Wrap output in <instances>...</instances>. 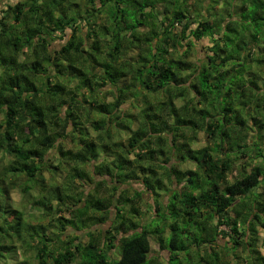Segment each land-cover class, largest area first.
<instances>
[{"label":"trees","instance_id":"trees-1","mask_svg":"<svg viewBox=\"0 0 264 264\" xmlns=\"http://www.w3.org/2000/svg\"><path fill=\"white\" fill-rule=\"evenodd\" d=\"M0 119V165L12 158L0 169V261L27 247L37 264H163L153 237L166 264L179 255L264 264V0L9 2L0 10ZM201 133L208 144L195 147ZM68 138L76 150L59 148ZM47 169L51 185L65 173L75 202L46 186ZM20 176L43 220L57 201L71 216L57 220L62 231L89 228L88 242L55 233L62 246L52 250L48 227L24 212L6 225L2 199ZM109 222L105 236L90 230Z\"/></svg>","mask_w":264,"mask_h":264},{"label":"rangeland","instance_id":"rangeland-1","mask_svg":"<svg viewBox=\"0 0 264 264\" xmlns=\"http://www.w3.org/2000/svg\"><path fill=\"white\" fill-rule=\"evenodd\" d=\"M9 2L13 3L14 0H0V10H2L4 7H6V4ZM206 6H208V4H206ZM80 8H83V7L80 6ZM162 10H164V5L158 6V12H162ZM79 11H80V9H79ZM201 12H203V9L200 8V13ZM84 13L85 12L82 9L81 14L84 15ZM191 15H193L195 17V14L193 12L191 13ZM84 32H86V30ZM68 34H70V31L68 32ZM66 40L67 39L56 40L51 45L52 52L54 53L55 51H58L61 48V46L66 42ZM202 45L203 46L208 45L207 40L205 42H202ZM199 47H201V45ZM200 56H203V52L201 49H200L199 57ZM107 101L111 102L112 98L109 97V99ZM128 109H129V106L125 105L124 110L127 111ZM0 121H2V119H0ZM85 126L86 125H84L83 128ZM88 128H90V130H91L89 137H91V139H95V136H96L95 132L92 131L90 126H88ZM87 130L89 132V129H87ZM83 131H85V130H83ZM198 139H199V143H195V145H194L195 147H204L208 144V140H207L206 135L204 133H201V135L199 136ZM60 144H61V150H63V151L68 150V149H73V150L77 149L76 144L71 142L69 138L65 139V140H61L59 143V148H60ZM59 148L57 149L59 151L53 150L51 152L52 157L50 158V160H52V161H50V163L48 162V164H52L53 166L57 165V163L59 161V155H60L59 152H61ZM11 161H12V158H8V157L3 158L2 163L0 165V169H3V167L8 165ZM256 163L258 165L264 164V162H262L261 159H257ZM240 165L241 164H238L235 166L236 169L233 172L232 176L230 177L231 179H234V177L237 175L238 169H239V167H241ZM49 166H48V168H49ZM86 171L90 173L91 168L86 167ZM51 174H52V170H50V169H47V172L44 173V177L47 181L46 186L49 188H50V186H53L54 187L53 191L59 190V191H62L65 193L64 189L67 186V184H63L66 180L65 173L64 172H61V173L58 172L57 177L54 174L55 178H56V179L54 178V180H56V183H57L55 185L54 184L51 185V182L53 180V178L51 177ZM54 175H53V177H54ZM11 179H12L14 184H17L18 187L15 189L12 188V190H9L7 195H6L7 197L2 199L3 210H5V208H6L7 210L12 211L10 216L6 219V225H8L10 223L14 224L13 222L14 221L16 222V220L18 222L19 218H20L19 213L24 212V216L27 218V219L25 218L26 221L32 222L34 224H39V221L42 220L43 224L46 227H48L46 234H48L50 237L54 238L55 240L57 239L54 235L55 233H59V234L63 233L64 235L61 237V239L65 243H70V244L74 243L75 245H77L79 243L83 244V243L88 242L87 232H89V228L79 230V229L75 228V226H69L66 228L65 232L62 231V229L60 228V223L57 220L61 219V217H65L66 219H70L71 216L67 211L66 212H58V213L56 212L57 201L53 202L55 209L52 212V214L50 215V217H48L46 220H43L44 216L42 215V213L44 212L45 207L43 208L42 206H39V205H33V203L28 204V198L24 197V194L21 191L22 190L21 187H23L24 185H30V183L27 182V180L24 176H20L16 179L11 177ZM134 187L140 189V186L136 185ZM81 189L82 190L84 189L86 191V194H88L91 191L89 186H85ZM259 191H261V190H259ZM31 194L34 196H37V199H38V197H40L39 196L40 192H38L37 188H34L31 191ZM46 195L47 194H45V196ZM64 195H66L67 198H68V196H70V198H68V199H70V200L72 199V201L75 202L76 197L70 191L66 192ZM142 210L145 211L144 209H142ZM15 211H17V212H15ZM15 213H18V214L15 215ZM110 218H111V220L114 219V211L113 210H112ZM151 218H152V214L149 212H146V215L143 216L144 222L151 220ZM88 226H89V224H88ZM111 226H112V222H109L108 224H101V225H90V230H98V231L101 230V231H103L102 235L105 236L106 235L105 232L107 230H110ZM80 227L82 228L83 226L80 225ZM225 230H226V228H225ZM118 238H121V235ZM227 242H228V238H224V240H222V244L227 243ZM151 244H152L153 254L157 255L158 258L161 259V261H163L164 264H166L168 259H169V254L166 251H164V250L162 251L159 249V245L157 244L156 239L153 237H151ZM60 246H62L61 241L56 240V242L51 243V249L52 250L53 249L55 250ZM16 250H17V253H15L16 251L12 250L13 253L8 254V258L0 261V264H37V262L35 261V257H34L35 254L33 253V251L29 250L27 247H17ZM193 252H194L193 254L195 255L196 252L195 251H193ZM115 254H116V250H112L111 255H115ZM239 255L242 257L241 253ZM118 259H119V256H118L117 260ZM241 259H243V258H241ZM183 261H185V262L183 263ZM241 261H239L238 264H244L243 261L242 262ZM172 264H189V260L185 256L179 255V258L177 260H174L172 262Z\"/></svg>","mask_w":264,"mask_h":264},{"label":"crops","instance_id":"crops-1","mask_svg":"<svg viewBox=\"0 0 264 264\" xmlns=\"http://www.w3.org/2000/svg\"><path fill=\"white\" fill-rule=\"evenodd\" d=\"M222 240H224V239L220 238V241L218 242V244H219V245H225V243H223V244H222ZM162 251H163V250H162ZM164 251H165V250H164ZM152 252H153V251H152ZM155 252H156V251H155ZM166 252H167V251H166ZM167 253H168V252H167ZM168 254H169V253H168ZM154 256H155V257H158V256H157V255H155V254H154ZM158 259H159V258H158ZM159 260L161 261V259H159ZM161 263H163V264H164V262H163V261H161Z\"/></svg>","mask_w":264,"mask_h":264}]
</instances>
